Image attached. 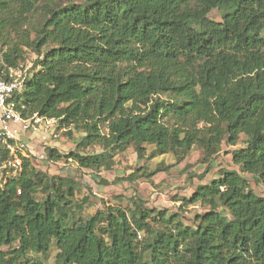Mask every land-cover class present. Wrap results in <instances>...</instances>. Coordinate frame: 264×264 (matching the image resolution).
<instances>
[{"label": "trees", "instance_id": "trees-1", "mask_svg": "<svg viewBox=\"0 0 264 264\" xmlns=\"http://www.w3.org/2000/svg\"><path fill=\"white\" fill-rule=\"evenodd\" d=\"M28 51L36 59L16 105L82 129L65 156L85 170L111 169L131 145L139 158L153 145L152 157L178 161L198 145L210 162L223 142L247 140L233 151L239 170L182 197L207 206L192 225L141 198L131 212L78 217L75 181L35 165L61 159L44 146L46 159L26 158L0 186V264H43L30 254L53 243L57 264H264V196L243 176L264 186V0H0V79ZM93 144L103 150L80 151Z\"/></svg>", "mask_w": 264, "mask_h": 264}, {"label": "rangeland", "instance_id": "rangeland-1", "mask_svg": "<svg viewBox=\"0 0 264 264\" xmlns=\"http://www.w3.org/2000/svg\"><path fill=\"white\" fill-rule=\"evenodd\" d=\"M209 17L216 21L222 19L218 9L212 10ZM38 20H40L39 14L35 15L31 23H36ZM24 28L32 32L29 24ZM31 35L34 36V32ZM35 59L36 55L28 51L26 59L21 62L26 72H30ZM101 130L103 133L108 131L105 125H102ZM57 134L58 137L52 139L47 146L54 147L61 155V159L36 161L35 165L38 170L49 175L65 176L75 181L74 199L83 205L77 214L78 217L88 219L108 206H122L131 212L135 205L144 202L149 208L156 207L158 210L167 208L168 215L179 212L180 218L187 225L194 224L195 214L203 212L207 206L195 204L183 207L182 197L190 196L198 185L219 177L222 169L239 170L233 162V151L246 146L247 140V137L241 135L235 146L223 142L220 152L214 155L210 162L204 160V150L198 145H194L182 161H178L172 152L152 157L153 145H145L146 153L143 158H139L134 146L131 145L122 151H114V164L111 169L89 171L65 156L78 148L85 132L77 129L73 124L60 126L58 121ZM33 149L39 153L43 151V147L40 146H34ZM102 150L101 145L93 144L80 151L98 153ZM159 166L163 167V170L149 178L147 174ZM243 176L247 178L256 194L264 196L263 185L259 184L250 174L244 173ZM44 196L45 193L39 190L38 199ZM139 198L143 201L141 202ZM57 252V247L53 243L48 253H31L30 255L40 259L43 264H57Z\"/></svg>", "mask_w": 264, "mask_h": 264}, {"label": "built area", "instance_id": "built-area-1", "mask_svg": "<svg viewBox=\"0 0 264 264\" xmlns=\"http://www.w3.org/2000/svg\"><path fill=\"white\" fill-rule=\"evenodd\" d=\"M29 76L20 62L9 70L8 79H0V186L20 174L26 158L46 159L34 146H47L58 137L57 119L24 115L16 105Z\"/></svg>", "mask_w": 264, "mask_h": 264}]
</instances>
